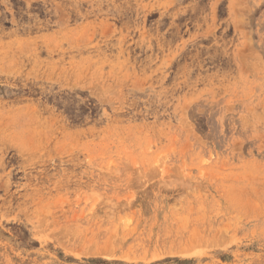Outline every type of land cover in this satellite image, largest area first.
<instances>
[{
  "label": "rangeland",
  "instance_id": "374dc122",
  "mask_svg": "<svg viewBox=\"0 0 264 264\" xmlns=\"http://www.w3.org/2000/svg\"><path fill=\"white\" fill-rule=\"evenodd\" d=\"M0 264H264V0H0Z\"/></svg>",
  "mask_w": 264,
  "mask_h": 264
}]
</instances>
